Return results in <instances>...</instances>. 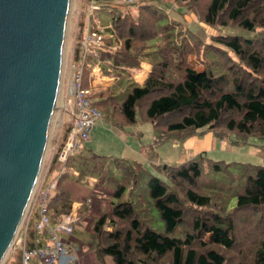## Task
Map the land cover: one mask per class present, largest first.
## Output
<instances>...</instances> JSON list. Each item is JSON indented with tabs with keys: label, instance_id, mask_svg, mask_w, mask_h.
Wrapping results in <instances>:
<instances>
[{
	"label": "trees",
	"instance_id": "obj_1",
	"mask_svg": "<svg viewBox=\"0 0 264 264\" xmlns=\"http://www.w3.org/2000/svg\"><path fill=\"white\" fill-rule=\"evenodd\" d=\"M96 1L109 12L111 27L88 55L82 85L88 87L97 58L102 68L108 66L117 75L111 85L90 89L93 105L105 110L112 125L122 128L136 121L140 107L153 123L155 141L206 130L221 139L232 134L264 138V0H135L132 11L122 1ZM171 2L177 6L171 8L173 13L162 5L172 7ZM185 11L199 22L240 26L251 35H213L208 44L213 62L196 69L188 56L203 42L184 25ZM142 60L151 67L139 82L131 71L138 70ZM121 78L127 83L117 92L113 85ZM106 158L82 145L68 164L80 179L102 169ZM114 162L128 175L121 180L106 179L105 174L97 178L112 186L116 198L93 221V251L99 264H106L105 255L111 256L112 264H264V164L221 163L203 152L159 164L167 180L156 175L147 180L164 225L158 231L147 223L145 207L124 194L129 178L131 185L135 181L131 164L124 159ZM71 174L67 171L57 180L51 201L52 206L60 204L57 214L71 209L64 186ZM34 237L32 224L29 242ZM18 262L19 257L14 264Z\"/></svg>",
	"mask_w": 264,
	"mask_h": 264
},
{
	"label": "water",
	"instance_id": "obj_2",
	"mask_svg": "<svg viewBox=\"0 0 264 264\" xmlns=\"http://www.w3.org/2000/svg\"><path fill=\"white\" fill-rule=\"evenodd\" d=\"M71 0H0V264L26 212L58 105Z\"/></svg>",
	"mask_w": 264,
	"mask_h": 264
},
{
	"label": "rangeland",
	"instance_id": "obj_3",
	"mask_svg": "<svg viewBox=\"0 0 264 264\" xmlns=\"http://www.w3.org/2000/svg\"><path fill=\"white\" fill-rule=\"evenodd\" d=\"M166 1V0H165ZM75 2H80V21L79 27H74L77 29L76 36L73 38V26L75 17L73 15V7ZM87 2L88 0H71L70 11L67 21V28L65 34L64 48H63V67L61 72V84L59 89L58 96V105L62 104L61 89L66 84L67 78L69 76L68 69V55H70V50L73 46L76 45L75 42L79 39V34L84 28L86 22L84 19L87 18ZM172 3V2H171ZM76 4V3H75ZM113 5V3H110ZM126 4V3H125ZM166 10L171 11L174 8H177L175 3H172V7H168V4H162ZM114 6V5H113ZM77 7H79L77 3ZM118 7H121L118 4ZM131 11L136 8L135 3H129L128 7ZM127 8V9H128ZM172 8V9H171ZM75 12H77L75 7ZM96 16L102 20V18L108 17L107 9H98L95 11ZM170 12V13H171ZM186 12V11H185ZM173 13V12H172ZM184 14V13H183ZM105 15V16H104ZM179 17V14H177ZM184 25H186L190 30L194 31L197 36L202 40L201 49L198 52H194L188 56V60L192 63L196 69H201L206 63L213 62L211 57L213 56L211 53V49H209L208 44L212 40V36L221 32L224 34H242L249 36L251 35V31L244 29L240 26H218V25H209L203 22H199L197 17L192 12L185 13L182 16ZM74 19V20H73ZM107 19V21H109ZM73 20V21H72ZM104 23V22H102ZM104 24H107L104 23ZM76 26V25H75ZM75 29V30H76ZM70 57V56H69ZM147 61V60H142ZM149 63V61H147ZM150 67L151 64L149 63ZM102 69V67H101ZM108 72V70H106ZM132 73H136L135 70L132 69ZM147 73V72H146ZM145 73V76H146ZM102 74V73H101ZM109 74H114L112 70L109 71ZM141 77V76H140ZM137 78L139 82H142V78ZM99 80L95 79V82ZM103 84L111 83L109 79L106 81L105 79L99 80ZM94 82V83H95ZM126 79L121 78L115 82L113 86L117 87V92L121 91L126 86ZM108 86V85H107ZM103 86L91 88V91L96 90L98 88H102ZM63 95V94H62ZM95 99V98H94ZM145 102H142L143 105ZM102 113L101 116L97 117L94 121L93 127L91 129L89 138L83 141L84 150L89 149L91 152H94L99 155L107 156L105 160L104 167L99 171L91 173H86V175H91L92 177L100 178V175H104L106 179L117 178L123 179L127 177V173L125 171H121V168L114 162L115 159H124L131 164L133 168L132 172L135 173V181L132 182L131 178H129V184L125 188V196H130L136 204L140 207H145L144 216L147 218V223L158 231L164 230V225L162 220L160 219L155 207L153 206L151 197L148 193L147 188V180L151 175H156L163 180H167V176L164 171L158 168L159 164H171L177 163L175 161V157L178 152L184 150L183 140L176 139L175 137H167L159 141V143L155 144L153 147L150 145L155 138V130L153 127V123L145 118V112L142 108H136V121L131 123H126L122 128L119 126H114L109 122V119L106 117V113L104 109H99ZM62 111L56 110L55 115L53 117V121L51 123L49 129V137H48V145L54 144L55 137L57 136V132L59 131V120L61 119ZM67 118V113L65 112L64 119ZM199 128L197 131H200ZM198 133V132H197ZM199 134V133H198ZM202 135V134H200ZM199 135V136H200ZM217 144L208 151H205V155L213 160H222L221 163H233L235 164H264V138L259 137L257 135H248L246 137H242L240 139L237 135H230V137L222 138V142L224 146H221V141L218 137ZM176 141L177 148L173 145V142ZM180 143V144H179ZM47 145V147H48ZM197 154V153H196ZM195 154V155H196ZM190 156H193L191 153ZM189 158V157H188ZM240 168V167H239ZM76 175V174H73ZM87 176V177H88ZM83 177V176H82ZM83 178V179H84ZM82 179V178H81ZM86 179V178H85ZM81 183L85 184L80 180ZM99 182V181H98ZM101 184L106 186H111L109 183L104 180ZM112 187V186H111ZM133 190H130V189ZM91 197V196H90ZM109 200H115L116 198L113 196H107ZM60 206V204L58 203ZM89 232L84 231L82 233V240L84 242H93L92 235L88 234ZM19 251L16 250L12 255H6L5 259L1 264H14L16 260H18Z\"/></svg>",
	"mask_w": 264,
	"mask_h": 264
},
{
	"label": "built area",
	"instance_id": "obj_4",
	"mask_svg": "<svg viewBox=\"0 0 264 264\" xmlns=\"http://www.w3.org/2000/svg\"><path fill=\"white\" fill-rule=\"evenodd\" d=\"M124 3H133L135 0H118ZM114 4V3H113ZM101 4L96 0H88L87 16L92 25L84 27L79 39L70 50L68 69L70 77L66 81L64 100L60 111L66 112L71 122L65 134L55 139L54 145L47 147L39 176L32 191L26 212L15 235L9 254L19 251L17 264H76L77 246H71L68 239L82 219L75 209L57 214L59 205H51L56 194L58 178L69 171L77 174V170L68 164L69 158L77 153L83 141L89 138L94 121L101 116L100 110L93 105L90 88L82 85V72L87 65L88 55L93 52L94 46L102 41L101 33L111 27V23L103 24L96 16V10ZM115 48V47H114ZM100 60L91 65L90 72H100ZM62 124V119L59 120ZM51 171L54 173L51 175ZM91 201L87 196L77 201V205ZM35 214L33 228L35 237L29 242V220ZM68 236V237H66Z\"/></svg>",
	"mask_w": 264,
	"mask_h": 264
},
{
	"label": "crops",
	"instance_id": "obj_5",
	"mask_svg": "<svg viewBox=\"0 0 264 264\" xmlns=\"http://www.w3.org/2000/svg\"><path fill=\"white\" fill-rule=\"evenodd\" d=\"M76 3V4H75ZM74 3V7H73V15L75 17L74 20V26H73V38L76 36L77 33V29L79 27V21L81 19L80 17V2H75ZM77 3L79 5V7H77ZM114 5V4H113ZM75 7L77 12H75ZM121 9H125L124 7ZM105 16V15H104ZM100 18V17H99ZM101 19V18H100ZM108 17L106 18H102V22L104 23H108L109 21H107ZM72 20V21H73ZM84 21L86 22L84 27H87L89 24L91 25V20L88 19V16L86 19H84ZM76 25V26H75ZM74 27H77L74 28ZM76 29V30H75ZM119 45V44H118ZM117 45H114V47H116ZM68 63H69V55H68ZM101 68V66H100ZM105 68V69H104ZM100 70V72H90L88 74V87L91 89H93L94 87H99V86H103L106 87L107 85H111L117 78V75L114 74H109V71L111 70V68L104 67ZM150 69V65L147 61H141L140 62V68L138 70H135L136 73H133V78L135 80H137V78H142V80H144L145 78V73ZM108 70V72L106 71ZM102 73V74H101ZM70 77V70H69V76ZM101 79H105L106 81H108L109 79L111 80V83L109 84H102L99 80ZM99 79L95 82V79ZM138 81V80H137ZM95 82V83H94ZM65 90H66V84H64V86L61 89V96L64 97L65 95ZM63 94V95H62ZM63 102V98L62 101ZM64 115L65 112L61 113V119H62V124L59 127V131L57 132V136L55 137V139H58L60 137V135H62V133H64V128L66 127L67 123L71 122V118L70 116L67 114V118L64 119ZM116 126V125H114ZM217 136L214 135V133L211 130H206L202 133V135H198V134H192L189 135L185 138H183L182 142L184 145V150L183 151H179L178 154L175 157V161L176 162H180V161H184L186 159H188V157H192L190 156L191 153H193V156L197 153H201V152H205L208 151L212 148V146H214V144H217ZM165 139V138H163ZM162 140V139H161ZM219 140L221 141V146L223 147L224 144L222 142L223 139L219 138ZM160 141V140H159ZM159 141H152V143L150 144L152 147L159 143ZM55 143V141H54ZM177 142L174 141L173 145L177 148ZM180 144V143H179ZM54 145V144H52ZM170 164V163H169ZM54 172L51 171V175ZM88 175L81 177L80 179H76L75 175H72L69 177V179H67L64 183L65 188L67 189L68 193H69V197L72 200V204H71V209H75L77 210V212L79 213L82 222L80 226H77L75 228V230L73 231L71 236H66L68 237L71 246H77L78 249L75 252L76 253V264H99V259L97 258V256L95 255L94 251H93V243L92 242H84L82 240V233L84 231L89 232L88 234L93 233L92 230V225H93V221L96 217L99 216L100 212L102 210H109L110 209V200L107 198V196H113V188L111 186H106L101 184V182H98V180L95 177H92L91 175ZM84 178V179H83ZM80 180L82 182H84L85 184L81 183ZM87 196H91V201L89 203L86 204H81V205H77V201L81 200ZM114 197V196H113ZM83 206L85 209H83ZM35 214L33 213L30 217L29 220V226H31L34 221H35ZM108 228H110L108 226ZM104 261L106 264H112V259L111 256L109 255H105L104 257Z\"/></svg>",
	"mask_w": 264,
	"mask_h": 264
},
{
	"label": "bare ground",
	"instance_id": "obj_6",
	"mask_svg": "<svg viewBox=\"0 0 264 264\" xmlns=\"http://www.w3.org/2000/svg\"><path fill=\"white\" fill-rule=\"evenodd\" d=\"M70 5H71V2H70ZM60 84H61V81H60Z\"/></svg>",
	"mask_w": 264,
	"mask_h": 264
}]
</instances>
